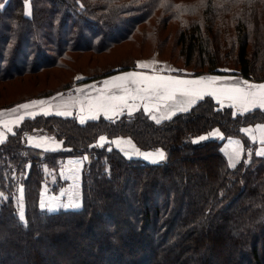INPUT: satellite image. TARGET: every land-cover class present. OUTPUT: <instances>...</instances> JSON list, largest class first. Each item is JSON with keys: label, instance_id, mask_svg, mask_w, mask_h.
<instances>
[{"label": "trees", "instance_id": "1", "mask_svg": "<svg viewBox=\"0 0 264 264\" xmlns=\"http://www.w3.org/2000/svg\"><path fill=\"white\" fill-rule=\"evenodd\" d=\"M201 1L28 0L29 16L25 0H0L4 5L0 8V80L51 67L66 68L74 53L107 51L124 38L135 40L138 33L151 36L153 31H143V24L157 28L154 18L165 24L174 21L175 13L189 24V30L182 29L181 33L186 65L196 64L199 70L209 66L206 72L210 73H218V66L233 65L244 78L264 82V0H204L205 5ZM195 2L200 3L198 12ZM119 23L125 26L123 32L110 36ZM215 35L219 37L216 41L225 39L223 51L215 47ZM253 54L255 59L250 58ZM135 65L136 61L100 68L92 75L80 70L86 76L81 80L76 71L62 88L0 107L73 89L76 83L101 79ZM258 123H264L263 109L235 113L232 107H220L212 97L160 123L142 109L117 119L101 116L85 124L56 115L26 117L0 144V235L12 221L14 236L18 240L23 236L24 243L17 240L9 246L29 245L18 256V264H189L195 256L198 264H264V156L255 151L248 154L255 144L243 132L244 126ZM214 127L221 129L222 139L193 142V137ZM45 133L63 138L68 149L51 152L28 144V134ZM103 135L129 136L139 148H161L167 157L150 163L93 144ZM228 137H239L245 147L235 168L222 149ZM86 153L90 161L84 168L82 206L58 211L42 208L44 164L57 168L66 156ZM22 185L26 225L18 217ZM150 192L157 195L153 206L147 196ZM111 193L131 199L128 216L105 227L103 240L94 237L82 244L72 239L70 234L75 229L92 234L100 214L95 203ZM112 206L106 203L102 208L107 211ZM120 222L131 227L125 238ZM223 232L234 246L237 261L212 251L223 246ZM143 238L151 258L144 252L131 258L121 252L110 259L99 254L106 240H116L126 252L128 245ZM204 240L210 255L204 252L198 256L195 250Z\"/></svg>", "mask_w": 264, "mask_h": 264}, {"label": "rangeland", "instance_id": "2", "mask_svg": "<svg viewBox=\"0 0 264 264\" xmlns=\"http://www.w3.org/2000/svg\"><path fill=\"white\" fill-rule=\"evenodd\" d=\"M195 4L197 5L196 10L198 12V9H199L198 6L200 3L198 4L197 2H195ZM201 4L205 5L206 3L203 0L201 1ZM174 8L175 7L172 8V11ZM173 17H174V21L170 20V21H167L165 24L163 23L160 24L158 21H156V18H154L153 24H157L156 25L157 28H154L153 26H151L150 23L146 25L143 24L141 26L143 31L145 32L153 31V33L151 32L152 33L151 36L146 35L147 33L146 34L138 33L136 34L135 40H133L134 38L133 39L129 38L131 40L130 41L129 39L124 38L122 41H120L119 43H116L114 46L111 47V49L107 51L101 50L100 52L87 51L85 53H74L73 58L70 60L69 65L66 68L51 67V68H47L45 70L38 71V72L21 74L12 79L5 78L3 80H0V106L11 104L12 102L16 100H19L20 98L36 96L44 92L53 91L58 88H62V85L66 83V81L71 79V76L76 71L79 72L77 73V77H82L83 79V78H86V76L83 75V73H80L81 71H84L86 74L92 75L93 73H95V71L99 72L100 68H106V67L110 68L111 66H120V65H125V64L129 65L133 63L134 61H136V65L130 67L128 70L120 69V71L112 73L111 75H108L104 78L94 80L93 82L84 81V82L76 83L74 84L73 89L58 91L57 93H54L52 95H49V96L46 95L44 97L34 98L32 100L43 99V100L48 101L51 107L49 108L48 105H43V107H45L47 111L52 113L49 115H56V116H61L55 113L60 110H65L63 108V105L65 103L73 105L71 108V110L73 111V115L61 116V117L73 118L79 122V116L81 115V113L77 111L78 105H74L73 102L77 99L83 98L86 95H96L97 93L95 91V88H98L101 86L100 82L106 79H109L113 76L120 75V74L129 72V71H144V72H149L151 74V69L138 68L137 67L138 61L139 62L156 61L158 62L155 65L157 71L160 72V69H164V71L160 74L170 75L171 73H175L177 75H180L181 78H188L189 76V79H190V77L199 76L203 74H227V75L242 76L239 68L233 65L232 66L230 65L218 66L216 68L218 73L206 72L209 70V66L204 67V70H199L200 68L197 69L196 64L192 63L191 65H186L185 64L186 57H184L182 54L185 49V44L182 43V40H184V37L181 33H182V29L187 28V30H189V24L184 23L183 20L185 19L181 18L178 14L175 15V13H173ZM124 29H125V26L119 23L117 25V28L114 29V31L110 34V36L117 35L123 32ZM85 37H87V35H85L84 38ZM187 38L189 40V31H187ZM217 38L219 40V37L215 35V40H213L215 41V47L217 48V50L221 51L222 49L223 51L225 49V46H222L221 43L222 42L224 43L225 39L222 38L221 41H216ZM187 46L189 47V44ZM239 46H240V43H239ZM23 48L25 50V46ZM251 48H253V42L250 43V51L253 50ZM237 49H240V47H237ZM148 58H151V59H148ZM250 58L253 59L254 54ZM183 66H186V67H183ZM193 70H196L197 72L203 71L204 73L196 74V73H193ZM78 80H81V79H78ZM95 82L97 85L94 84ZM92 84H94L95 86L94 88L91 89V88L86 87ZM78 88L83 89V91L77 92L76 89ZM90 92L92 94H90ZM57 94H62V95L58 96ZM52 97H56V99L52 100L51 99ZM213 99L215 100V98ZM215 102L217 101L215 100ZM217 103L219 104V102ZM195 105L190 106L189 110ZM219 106L222 107L221 104H219ZM223 106H226V105H223ZM39 107H41V105L35 106V108H39ZM140 109L143 110L142 107H140L139 110ZM139 110L133 109L131 111V114ZM166 111L167 113L169 112L168 109ZM124 113H128V111L126 110ZM177 113H181V112H177ZM117 118L118 116L115 119ZM90 120L91 119L86 120V122ZM215 130H219V132L221 131L219 127H214L208 132L201 133L193 137V141L197 140L196 138L201 137V136H205L207 138L204 140H200L199 142L210 140L211 138H213L210 136ZM39 135H44L45 137H48V138H54L55 142L62 144L61 148H51L55 150H48V151L57 152V151L68 149V147H66L64 143L65 141L63 138H58L53 134H46V133L39 134ZM222 135H224L223 132H222ZM103 136L106 137L105 135ZM122 137L126 138V136H121V135L116 136L114 138H109V137H106V138H108L109 141H113V140H116ZM127 139L128 141L130 140L131 143L125 146L124 143L127 141ZM127 139L124 140V143L121 142L119 146L109 142V143H106L103 147H106L108 150L115 148L119 150L124 156H126L124 154V152L126 151L131 154V158H137V156H135L134 154L137 151L142 152V153H153V152H156L157 150L163 151V149L161 148L144 150V149L139 148L137 144L135 143L134 139H132L131 137L128 136ZM213 139H220V138H213ZM98 140H99V137L93 144L97 146ZM251 142L254 143L255 146L249 150L248 154H251L252 151H255L257 153L259 151L257 144L253 141ZM53 146L55 145L52 144L51 147ZM125 147H126V150L124 149ZM122 148H123V151L121 150ZM177 155L182 158L181 152H178ZM139 156H140L139 158H142L145 161L151 163V161L147 160L146 158H143L142 157L143 155H139ZM126 157H129V156H126ZM166 157L167 156L165 154V158ZM88 161H90V156L86 153V154H81V155L66 156L65 158H63V160H59V166L57 168L52 167L48 163H45L43 166L45 181L43 182V186L41 188L40 203L41 202H45V203L54 202L58 205V207L55 210H49V211H58L60 209H68V208L75 209L72 207H64L63 205L70 203L72 200H75L78 197L79 203L82 206L83 174H84L85 165ZM193 165L196 166L195 163ZM76 169H79L78 173L75 171ZM19 191H20V196H18L17 200L20 205L23 204L24 209H25L24 200H23V195H24L23 185L20 186ZM108 196L109 198L107 199L103 198V200H97L95 203V207L98 209L100 214L97 218H95L97 225H93V228H91L92 234L85 233V232L79 233V231L75 229V232L70 234V237L72 239L78 240L82 244L88 243L89 240H92V238L94 237L97 240H103L107 236L105 227H109V225L112 222H114V220L118 221L117 220L118 218H121L123 216L125 217L128 216V211L132 207L131 199L129 197L121 198V197H118L117 195H112V193L109 194ZM147 196L149 199V205L153 206L154 204L153 197L155 196L157 197V195L154 192H150L147 194ZM106 203H112L113 206L111 208H107V211H104L102 207ZM110 215L115 217V219L113 218V220H110V218L108 217ZM101 223H102V227L100 226ZM118 224L120 226L119 227L120 232L122 236L125 238L126 236H128L131 227L130 226L125 227L123 226L121 222ZM13 226L14 225L12 221H10L7 225L4 226V233L0 235V264L2 263L9 264L11 262L12 264L14 263L18 264V260L20 261V258L18 256H20L23 252L26 251L25 248L27 249L29 248V245L27 244L18 245L16 248H13L11 245L9 246L10 242L15 243L18 240V238L14 236V233H16V230L13 229ZM150 230L151 228L148 227L147 231L150 232ZM23 238L24 237L22 236L21 240H18V241H20V243H24V241L22 240ZM221 243L223 244V246L216 248V250L215 249L212 250L213 252H215L214 255L221 257V254L223 256H225L226 254L229 257L233 256L234 257L232 259L233 261H237L238 257L235 254H233L234 246L232 245V242L230 241V239L226 237L224 232H223ZM127 247H128L127 251L124 252L123 247H121V245L116 240L109 239V240H106V242L102 244L101 252L99 254H102V256L109 258V259L114 257L116 254L120 255L121 252H123L124 255H126V257H129V258H131V256L138 257L142 255L143 252L145 254L149 253L150 258L153 255L151 252V249H149L146 246L145 238L140 239L136 243L130 244ZM42 248H46V247H42ZM13 249L15 250L13 251ZM209 250L210 249H208V244L206 240H204L203 243H201V246L199 248L197 247L195 251L198 253L197 255L199 256L204 252L205 254L208 255ZM15 257H18L19 259L18 258L16 259ZM195 257H193V259L189 261V264H195V263L198 264L197 259H195ZM1 261H4V262L1 263Z\"/></svg>", "mask_w": 264, "mask_h": 264}, {"label": "snow or ice", "instance_id": "3", "mask_svg": "<svg viewBox=\"0 0 264 264\" xmlns=\"http://www.w3.org/2000/svg\"><path fill=\"white\" fill-rule=\"evenodd\" d=\"M25 3L28 7L26 15H31V5L28 4V0H25ZM4 5L0 3V8ZM158 62H137V67L140 69H151V74L144 71H129L120 75L113 76L109 79H106L101 83V86L95 88L96 95H86L83 98L77 99L73 102L74 105H78V110L81 113L79 116V122L84 124L86 120H96L103 115L108 119H113L116 116L124 114L127 110L129 114L133 109L139 110L140 107L149 114L153 112H160L161 107H164L169 110L170 115L166 116V119H171L172 115H175L177 112H187L189 111L190 106L195 105L199 100L204 99L205 97H213L218 101L222 106L224 101L227 100L230 103L228 107H234L240 110L243 113H247L256 108L264 109V83L261 84H251L247 81L243 82V86L239 83L227 84L222 83L221 77L218 76H200L199 78L188 79L181 78L179 76H171L160 74L164 69H160V72L157 71L155 65ZM77 79H82V77H77ZM87 88H94V85H88ZM77 92L83 91V89H76ZM58 96L62 94H57ZM52 100H55L56 97H52ZM36 105H48L50 108L51 105L46 100H33L28 103L20 104L16 108L11 109L10 111L16 112L18 110H27L30 107ZM73 105L65 103L63 108L65 110L57 111L55 114L61 116H71L73 111L71 110ZM41 112L44 115L52 114L46 109L42 108ZM38 113H33L31 111H26L22 115H18L14 120L3 122L4 127L9 133L13 131L11 127H8L9 123L19 124L22 122L25 117L35 118V115ZM2 115V113H0ZM151 118L157 123H160V120L157 119L155 115H152ZM261 131V136L259 139L260 144L264 145V125L256 126ZM244 132L248 133L250 130L248 128L243 129ZM211 135L219 136L221 138L222 134L219 133V130L214 131ZM207 137L201 136L197 140H194V143L204 140ZM30 141L34 140V137L28 138ZM4 140L3 133H0V143ZM41 142L35 143V147L44 148L45 150H55L48 149L46 147V142L51 140L54 141V138L41 137ZM256 140V137L253 136V141ZM113 143L119 146L122 142L121 138H118L113 141H109L108 138L100 136L97 142V146L103 147L106 143ZM131 143L130 140L126 141ZM239 143V142H237ZM111 150V149H109ZM123 151V149H121ZM126 156L131 158V154L124 152ZM135 155H143L147 159H151L153 163L163 161L165 159V153L162 150H157L153 153H142L135 152ZM257 155L264 156V148L260 149L257 152ZM241 158V152L236 151L233 155H230L229 162L230 166L235 168L236 161ZM86 159V157H85ZM79 163V162H77ZM77 173L79 169L75 170ZM2 195V194H0ZM64 207L79 208L81 205L79 203V198L72 200L70 203L63 205ZM41 207L47 210H55L58 205L54 202L45 203L41 202ZM19 219L25 223V212L23 204L20 205L18 212Z\"/></svg>", "mask_w": 264, "mask_h": 264}, {"label": "crops", "instance_id": "4", "mask_svg": "<svg viewBox=\"0 0 264 264\" xmlns=\"http://www.w3.org/2000/svg\"><path fill=\"white\" fill-rule=\"evenodd\" d=\"M148 59H151V58H148ZM148 59H147V60H148ZM144 60H146V59H144ZM170 75H171V76H179V77H181L180 75H177V74H175V73H171ZM200 76H205V77L218 76V77L223 78L222 81H221L222 83H227V84H235V83H239V84H241L242 86H243V82H245V81H247V82H249V83H251V84H261V83H264V82H256V81H253V80H249V79H246V78H244V77H242V76H240V75H227V74H203V75H199V76L190 77V79L199 78ZM188 79H189V76H188ZM93 81H94V80H93ZM93 81H91V82H93ZM81 84H83V83H81ZM94 84L97 85L96 82H95ZM94 84H92V85H94ZM79 85H80V84H79ZM77 86H78V85H77ZM91 89H92V88H91ZM90 94H92V93L90 92ZM215 100H216V99H215ZM29 101H33V100H29ZM217 102H218V101H217ZM22 103H28V101H26V102H22ZM22 103L16 104V105H14V106H12V107H3V108L0 107V113H2V115H0V121H3V122L12 121V120H14L18 115H22V114H24L26 111H31V112H33V113L43 114V113L41 112V109H42V108L45 109V107H43V106H41V107H39V108H35V106H33V107H30V108L27 109V110H23V109H21V110H18V111H16V112H12V111H10L11 109H14L16 106H18V105H20V104H22ZM229 103H230V102L227 101V100L224 101V105H226V106H227ZM219 104H220V103H219ZM233 109H234L235 113H243V112H241L240 110H238V109H236V108H234V107H233ZM256 109H257V108H256ZM166 110H167L166 108L161 107L160 112H153V113H151L150 115H151V116H152V115H155V116L157 117V119H159L160 121H163V120L166 119V118H165L166 116L170 115V112L167 113ZM263 110H264V109H263ZM77 111H79V110H77ZM38 114H36V115H38ZM79 114H80V113H79ZM36 115H35V116H36ZM172 116H174V115H172ZM172 116H171V117H172ZM26 117H27V116H26ZM26 117H25V118H26ZM116 117H117V116H116ZM116 117H115V118H116ZM115 118H114V119H115ZM20 123H21V122H20ZM20 123H19V124H12V123H9V124H8V127H11V128L13 129V131H12L11 133H9V132L7 131V129L4 127L3 123H0V133H3V135H4V140H3V142H5V141L7 140L8 136L14 132L15 128H16L18 125H20ZM258 125H264V123H258V124H256V125L244 126L243 129L248 128L250 131H249L248 133H246V132H244V131H243V132L248 136V138H250L251 141H253V136L256 137V140L253 141V142H255V143L257 144V146H258V150H260V149L264 148V145L260 144V142H259V139H260V136H261V131H260L259 128L256 127V126H258ZM215 131H216V130H215ZM219 133L222 134L221 131H220ZM29 137H34L35 139L32 140V141H30V140L28 139ZM41 137H45V136H44V135H39V134H28V135H27V141H28V144L34 146L35 143L41 142V140H40ZM210 137H213V138H220V139H222V138L219 137V136H213V135H211ZM222 137H224V135H222ZM198 138H199V137H198ZM198 138H196V139H198ZM213 138H211V139H213ZM126 139H127V137H126V138H124V137L121 138V140H122L123 143H124V140H126ZM127 141H128V139H127ZM3 142H2V143H3ZM237 142H239V143H237ZM0 144H1V143H0ZM52 144L55 145L56 147H55V146L51 147ZM124 144H125V146L129 145V143H127V142H125ZM46 147H47L48 149H51V148H61V147H62V144H61V143H58V142L48 141V142H46ZM122 149H123V148H122ZM124 149L126 150V147H125ZM222 149H223V151H224V153H225V155H226L228 161H229V157H230V155H233L234 152H236V151L241 152V158L243 157V155H244V153H245V147H244L243 141H242V139H240L239 137H228V138H226L225 141H224V144H223ZM136 151H137V150H136ZM248 152H249V149H248ZM135 156H137V158L140 157L139 155H135ZM142 157L145 158V156H142ZM241 158H240V159H241ZM146 159H147V158H146ZM240 159H239L238 161H236V164L240 161ZM147 160H149V161H151V163H153L151 159H147ZM157 163H158V162H157ZM229 163H230V162H229Z\"/></svg>", "mask_w": 264, "mask_h": 264}]
</instances>
